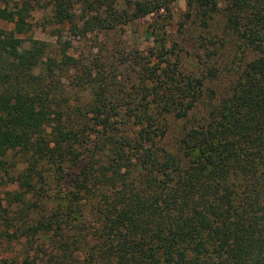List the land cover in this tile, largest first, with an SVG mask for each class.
Returning a JSON list of instances; mask_svg holds the SVG:
<instances>
[{"label":"trees","instance_id":"1","mask_svg":"<svg viewBox=\"0 0 264 264\" xmlns=\"http://www.w3.org/2000/svg\"><path fill=\"white\" fill-rule=\"evenodd\" d=\"M0 1L14 25L0 27V176L15 186L0 197V237L26 239L25 263L264 264V0H187L185 20L208 34L220 24L242 66L174 150L160 144L166 117L197 111L212 65L186 72L188 52L158 34L147 53L99 45L112 61L64 42L53 57L20 34L36 8L84 36L164 19L175 0ZM213 38L192 42L193 62L218 55Z\"/></svg>","mask_w":264,"mask_h":264},{"label":"rangeland","instance_id":"2","mask_svg":"<svg viewBox=\"0 0 264 264\" xmlns=\"http://www.w3.org/2000/svg\"><path fill=\"white\" fill-rule=\"evenodd\" d=\"M187 0H175L170 5V14L160 12L164 15V19L157 14H150L146 17L135 19L128 24L124 25L122 29H118L112 32H96L93 31L84 36L74 35L73 29L70 24H53L51 23L46 14L40 8H36L31 12V15L27 17L30 22V29L20 34L21 37L28 39V37L44 40L49 44L47 52L53 57L56 56L58 50V42H64L66 45L67 53L77 58L84 59L90 58L93 54H98L100 60L112 61L111 58L106 57V50L101 49L99 45L106 46L108 50L111 48H118L122 53H127L131 49L138 48L140 52L147 53L150 47H155V35L164 36L167 39V43H176L175 47L181 46L183 52H188V58L183 60L184 67L187 71H193L195 74H205L206 66H213L216 69L217 75L215 77H206L204 82V97L200 100L201 105L198 107L195 113H192L186 118H176L169 114L166 117L167 129L162 138H160V144L163 147L174 150L178 143V137L183 133L186 126L194 124L198 119L202 118L209 106V97L211 91H214L215 96L219 98L230 87L232 80L235 79L238 70L242 66L241 54L236 56L238 52L233 41L224 42V45H220L222 39V32L218 29L220 24H213V32L218 34V38H213L212 41L217 42L215 45L209 44L208 48H217L218 55L204 56L205 63H195L190 58L193 53V48L190 46L192 42H200V37H208V29H200L196 27L191 20H185V12L187 10ZM11 5V3H10ZM0 6H4V3L0 1ZM220 23V19L218 21ZM0 27L5 29H13L14 25L4 20H0ZM164 31V34L162 33ZM229 38V37H228ZM206 46L207 42H203ZM202 47L198 50L203 54L206 49ZM100 49V50H99ZM209 49V50H210ZM208 50V49H207ZM109 52V51H108ZM181 52V51H180ZM210 52V51H209ZM110 54V52H109ZM250 56V54H247ZM108 69L115 70L117 74V81L119 83L124 82L127 78V71L120 62H114L113 65H109ZM214 101V99H212ZM13 184H7L2 180L0 176V197L5 194V190L13 189ZM4 202V201H3ZM2 228V227H1ZM12 232V229H9ZM26 239L17 240L11 238L10 241L0 237V264H27L23 261L25 257L29 262L34 258L33 250L30 253L24 254L26 246H24ZM27 246L29 244H26ZM29 255V256H28ZM26 261V262H28ZM32 264V263H31Z\"/></svg>","mask_w":264,"mask_h":264}]
</instances>
